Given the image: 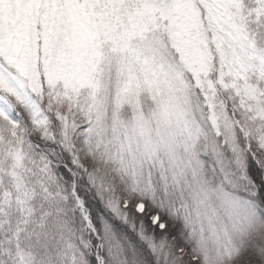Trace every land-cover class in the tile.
I'll use <instances>...</instances> for the list:
<instances>
[{"label": "snow or ice", "instance_id": "obj_1", "mask_svg": "<svg viewBox=\"0 0 264 264\" xmlns=\"http://www.w3.org/2000/svg\"><path fill=\"white\" fill-rule=\"evenodd\" d=\"M0 264H264V0H0Z\"/></svg>", "mask_w": 264, "mask_h": 264}]
</instances>
